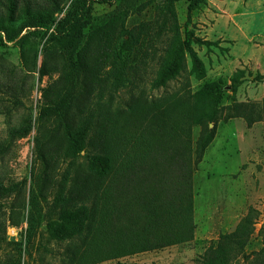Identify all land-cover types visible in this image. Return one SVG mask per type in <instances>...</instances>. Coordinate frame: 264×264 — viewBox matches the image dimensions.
I'll return each mask as SVG.
<instances>
[{"label": "trees", "instance_id": "trees-1", "mask_svg": "<svg viewBox=\"0 0 264 264\" xmlns=\"http://www.w3.org/2000/svg\"><path fill=\"white\" fill-rule=\"evenodd\" d=\"M179 1L46 0V9H22L21 21L14 25L18 0H0L6 11L0 17V33L6 41L17 43L28 57L38 40L44 42L45 59L61 58L58 78L41 89L36 117V157L48 170L32 179L26 228L22 241L16 242L24 245L27 255L35 248L43 223L49 240L66 243L62 264H100L189 243L196 229L193 173L218 122L239 118L248 128L260 122L264 153V98L236 99L249 71L237 69L230 77L226 105L220 80L192 87L190 77L195 81L206 77L194 46L209 49L219 43L198 37L192 26V12L207 1L185 0L183 24L176 11ZM131 16L138 22L131 25ZM144 39L161 52L151 90L183 81L176 90L126 103L121 109L113 101L129 82L131 57ZM38 73L46 74L44 65ZM262 78L260 73L254 76L256 81ZM94 85L98 97L91 103ZM51 123H56V135L47 136ZM194 127H199L195 140ZM31 128L26 119L10 129L8 140L0 141V156ZM82 151H87L85 170L78 172L75 161ZM63 160H69L68 165L56 180L52 170ZM24 184V180L0 183V199L19 194ZM258 215L249 205L232 230L208 244L197 264H232L238 258L245 264H264V245L252 258L245 253Z\"/></svg>", "mask_w": 264, "mask_h": 264}, {"label": "rangeland", "instance_id": "rangeland-1", "mask_svg": "<svg viewBox=\"0 0 264 264\" xmlns=\"http://www.w3.org/2000/svg\"><path fill=\"white\" fill-rule=\"evenodd\" d=\"M206 1L205 5L192 12V26L198 37L219 44L218 47L211 46L209 49L194 46L206 66V77L202 81H195L190 77L192 87L197 88L205 81L220 80L222 104H229L230 77L237 69L245 68L250 74L245 75L238 88L237 101L261 100L264 98V78L256 81L254 76L260 73L264 77V0ZM186 5L185 0L176 3L181 24L186 19ZM47 6L46 0H18L12 16L14 25L21 21L22 9L29 8L32 11L46 9ZM0 15H6L2 5ZM135 18L131 16V25L137 21ZM43 44L44 42L36 40L27 57L25 50L22 54L17 43L6 41L0 33V141L6 142L10 129L20 126L23 120L30 119L32 125L31 132L25 138L13 142L10 150L0 156V183L7 186L25 181L19 194L0 199V238L3 239L0 242V264L18 260L20 264H62L64 261L62 251L66 243L49 240L45 233V223L39 228L36 246L30 250L31 254L27 255L24 245H16V242L22 241L26 228L28 195L35 187L32 179H37V174L42 177L43 172L48 170L45 163L36 157V117L42 100L41 89L58 78L61 58L52 55L45 59ZM160 53L159 46L152 48L146 39L141 41L127 69L129 82L116 95L113 101L115 106L123 109L126 103L157 97L178 89L183 79L170 82L165 89L151 90L150 81L158 67ZM43 65L46 74L39 77L38 71ZM93 87L91 103L98 97L96 85ZM242 123L241 119L231 120L227 124L218 122L216 131L219 138L216 137V143H220L221 137L229 141L219 151L209 148L213 155L211 163H199L193 173L196 229L191 242L100 264H116L117 261L136 264H197L198 257L208 244L216 240L221 232L230 231L249 205L259 212L255 232L245 249V253L252 258L264 245V160L254 165L250 164L251 161L241 166L235 165V162L245 158L246 142L249 139L247 134H243L245 128L241 126ZM254 127V135L259 130L261 133L260 125ZM45 132L47 136L56 135V123L49 124ZM198 133L199 127H194L193 140ZM238 146L240 153L236 150ZM255 149L251 148L254 152ZM86 152L82 151L76 158L78 172L85 170ZM68 162L69 160H63L53 168L56 180L60 179ZM48 193V199L51 200V191ZM13 221L18 224L14 226ZM40 245H45L46 248ZM232 264L245 263L238 258Z\"/></svg>", "mask_w": 264, "mask_h": 264}, {"label": "crops", "instance_id": "crops-1", "mask_svg": "<svg viewBox=\"0 0 264 264\" xmlns=\"http://www.w3.org/2000/svg\"><path fill=\"white\" fill-rule=\"evenodd\" d=\"M235 119H239V118H235ZM235 119H231V120H235ZM231 120H229L228 122H230ZM242 120V119H241ZM243 121V120H242ZM227 122V123H228ZM227 123H225V124H227ZM241 123V122H240ZM257 124V125H256ZM254 125L255 126H259L260 125V128H261V124H260V122H257V123H255V124H253V126L252 127H250V128H248V127H246L245 126V123L243 122L242 124H241V126L243 127V128H245L244 129V131H243V134L245 135V134H247L248 135V138L249 139H247V146H246V153H245V158H243L242 160H239V161H237V162H235V165H243L245 162H248L249 163V161H251V165H254V164H256V163H258V161H261V160H264V153L262 152V134L260 133V130L258 131V134L256 135H254L253 134V132H254ZM232 136V135H231ZM219 138L218 136H217V131H216V134H215V137L213 138V140H212V142L209 144V146L206 148V150H205V153H204V155H203V158H202V160H201V162L200 163H203V162H205V164L206 163H211V159L213 158V155H212V153L209 151L210 149L209 148H213V149H215L216 151H219L222 147H225V145L227 144V142L229 141L227 138H225V137H221L222 138V140L220 141V139H219V141H220V143H216V140H217V138ZM218 141V142H219ZM253 145H255V146H253ZM256 148L255 149V152L254 151H252L251 150V148ZM239 148V146L238 147H236V150H237V152L238 153H240V150L238 149ZM239 150V151H238ZM209 151V152H208ZM207 152H208V154H207ZM209 156H211V157H209ZM209 157V158H208ZM207 158H208V160H207ZM227 161L229 162V160L227 159ZM232 162H233V160H231ZM236 225V224H235ZM234 228V227H233ZM232 228V229H233ZM231 229V230H232ZM224 232H229V231H223V232H221V233H224Z\"/></svg>", "mask_w": 264, "mask_h": 264}]
</instances>
